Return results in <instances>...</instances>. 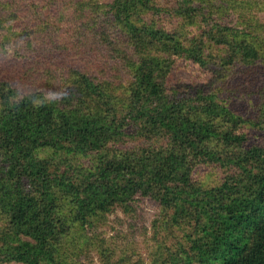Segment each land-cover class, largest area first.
Masks as SVG:
<instances>
[{
	"label": "trees",
	"instance_id": "trees-1",
	"mask_svg": "<svg viewBox=\"0 0 264 264\" xmlns=\"http://www.w3.org/2000/svg\"><path fill=\"white\" fill-rule=\"evenodd\" d=\"M211 5L0 1V264H81L87 226L140 198L186 237L157 264H264V141L246 131L264 132V23ZM181 59L213 77L175 79Z\"/></svg>",
	"mask_w": 264,
	"mask_h": 264
},
{
	"label": "rangeland",
	"instance_id": "rangeland-1",
	"mask_svg": "<svg viewBox=\"0 0 264 264\" xmlns=\"http://www.w3.org/2000/svg\"><path fill=\"white\" fill-rule=\"evenodd\" d=\"M0 1L6 2V0ZM22 1L15 0L19 5L22 4ZM99 1L106 3L109 0ZM210 1L215 17L218 16L228 24L239 23L241 16L245 13L256 16L264 23V0ZM161 21H164L169 28L180 24L178 19L170 17H166ZM194 32L196 33V31ZM0 39L1 41L3 39L1 34ZM173 76L181 82H194L197 84L207 82L209 78L213 77L209 70L203 69L190 59L179 60L175 66ZM260 79L259 77L253 78V82H259ZM241 80H243L241 85H245L235 92L238 97H243L242 102L246 101V103L251 104L256 98L251 97L250 93H246L252 79H239L238 75L235 84ZM249 90L251 91V87H249ZM229 99L230 96L227 95V100ZM246 131L250 134L252 140L257 137L260 142L264 141L263 131L253 128H247ZM223 175L224 171L214 165L202 167L195 174L196 178L206 186L215 185ZM133 205L134 209L127 213L119 207L113 208L96 227L87 226V239L90 237V239H93V243H82L85 252L81 256V264H104L103 257L99 252L101 246L109 250L110 256L115 261L113 264L117 260L125 258L129 260L124 264H157L169 248L175 249L174 247L179 241H186L184 231L179 226L167 224L155 202L147 198H140Z\"/></svg>",
	"mask_w": 264,
	"mask_h": 264
}]
</instances>
